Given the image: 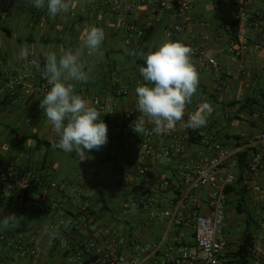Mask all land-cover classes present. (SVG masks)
<instances>
[{
    "label": "crops",
    "instance_id": "crops-1",
    "mask_svg": "<svg viewBox=\"0 0 264 264\" xmlns=\"http://www.w3.org/2000/svg\"><path fill=\"white\" fill-rule=\"evenodd\" d=\"M111 1L71 0L68 12L53 17L46 6L36 9L25 4L24 0H15V10L10 16L3 19L0 13V161L24 173L39 176L43 169L48 168L52 173L49 181L66 185L67 190L59 193L48 189V181L37 183L26 191V198L47 196L61 203L66 221L63 230L68 240L80 242L84 239L86 231L79 227L74 229L77 225L75 217L87 211L95 215L94 231L90 237L96 239L99 246L106 247L111 242L103 235L109 230L113 233L117 249L131 253L138 245L152 244L164 237L170 242L184 231L170 226L161 210L155 208L134 212L132 215L135 217L128 220L131 216L123 217L122 207L124 223L120 229H112V221L106 217L111 211L106 196L115 195L118 191L113 185L115 178L127 164L133 168L144 162L142 156H132L131 161L129 143L122 147L112 139L113 128L124 121L123 113L137 107L135 89L143 83L139 68L145 66L140 54L155 51L165 40L180 41L190 46L193 50L191 59L199 73L198 89L192 98L196 104L195 111L204 102H209L214 109L206 124L208 136L228 146L238 140L234 137L229 139V136L252 138L264 132V34L248 27L246 19L242 18L239 38L234 42L227 23L246 13L264 15V0H194L191 10L183 16H178L172 9L161 8V0H122L120 12L112 9ZM126 22L144 29L146 36H130ZM91 26L103 29L105 39L97 56H85V64L92 66L91 78L86 84L76 83L75 91L80 96L88 91L102 101L113 98L117 108L112 116L99 113L100 120L108 127L107 144L98 151L89 152L91 158L83 162H78L75 152L70 153L74 163L68 165L66 153L52 147V142L58 137L39 107L45 94L39 88L38 78L21 82H15V79L22 74V65L28 60L41 63L43 68V52L54 51L59 56L64 51H75L80 47L85 30ZM176 27L180 29L176 30ZM241 31L245 34L242 35ZM244 41L247 42L246 47ZM34 45L41 54L21 60L20 49ZM256 45H261V48L255 49ZM210 59L217 61L218 69L209 66ZM224 73L226 84L220 82V75ZM123 90L127 93H121ZM218 109L230 125L242 129L241 134L223 133L222 137L227 141L219 140L220 131H213L218 126ZM189 112L187 105L185 115ZM256 113L261 114L259 119L254 118ZM256 150L260 149L257 147ZM109 163L112 164L110 168L107 167ZM107 172L112 175L107 184L101 181L94 184L93 176L89 177L93 173L100 176ZM152 172L165 173L169 177V174L173 176L174 169L173 165L160 164L152 168ZM84 188L85 195L81 193ZM122 188L129 195L126 201L138 197L133 185ZM71 189L82 194V202L71 194ZM18 203L15 192L8 195L0 188V219L9 214L23 217L20 223L8 229L0 224V234L10 233L16 241L22 238L38 248L39 253L27 257L30 258L27 263H18L15 247L9 242H0V264H72L73 253L63 251L47 235L49 230L46 226L58 222L61 216L51 210L41 213L22 210ZM233 213H229V218ZM129 225L130 233L125 234ZM261 227L251 230L256 236L255 249L264 252V226ZM225 231L232 251H236L244 231L237 237L230 227ZM165 249L146 264L168 263Z\"/></svg>",
    "mask_w": 264,
    "mask_h": 264
},
{
    "label": "built area",
    "instance_id": "built-area-1",
    "mask_svg": "<svg viewBox=\"0 0 264 264\" xmlns=\"http://www.w3.org/2000/svg\"><path fill=\"white\" fill-rule=\"evenodd\" d=\"M93 2V0H90ZM194 0H161L160 6L172 9L178 16H183L191 10ZM115 12L123 8L122 0L110 2ZM15 10V0H0V13L3 19ZM247 26L264 34L263 14H243ZM126 31L130 36L143 38L145 30L131 22H126ZM179 30L180 27H176ZM244 35L245 31H241ZM245 47L247 42L244 41ZM1 47V45H0ZM256 45L255 49H260ZM209 66L218 69L215 59L208 61ZM41 63L28 60L22 65V74L15 79L21 82L30 78H38L40 90L46 94L50 89L47 81L41 78ZM2 61L0 60V74ZM226 75H220V82L226 84ZM115 81V79L113 80ZM126 94V90L121 91ZM85 98L97 111L105 116L116 113L117 104L113 98L102 101L90 92H85ZM190 112L184 116L187 121L189 114L196 109L192 101ZM141 113L138 108L126 110L124 121L115 126L112 139L123 147L129 143L132 156H142L143 163H137L133 168L128 164L120 175L113 181L116 188L133 185L138 197L127 200L122 208V215L128 218L134 212L147 209H159L170 226H176L184 231L176 235L172 241L167 237L152 244L138 245L134 251H119L115 244L113 233L104 231L103 235L111 242L106 247L98 245L96 239L91 238L94 231L95 215L85 211L75 217V230L82 228L86 231L80 242H72L65 236L63 227L66 225L62 205L59 202L40 198H26V191L37 183H47L48 189L63 193L67 190L64 183L49 181L52 173L48 168L43 169L41 176L27 174L20 169L0 161V188L9 194L16 193L22 210L41 213L51 210L61 216L60 220L46 226L49 231L58 230L60 237L53 240L63 251L73 253L72 264H146L156 257L165 247L169 261L166 264H239L234 256L229 239L226 236V218L228 210L227 189L241 185L248 190L258 202L264 204V132L252 138L235 140L228 146L208 136L207 126L192 130L183 128L178 123L170 134L142 135L134 133L130 125ZM260 113L254 114L259 119ZM149 131L153 125L146 124ZM260 150L257 151L256 148ZM241 156L244 161L241 162ZM160 164L173 165L174 174L168 177L165 173L154 174L152 168ZM242 164V166H241ZM71 194L82 202V194L71 189ZM172 194V196H171ZM0 242H9L22 257H33L39 249L22 238L17 241L10 233L0 234ZM264 264V252L254 249L249 263ZM248 263V264H249Z\"/></svg>",
    "mask_w": 264,
    "mask_h": 264
},
{
    "label": "clouds",
    "instance_id": "clouds-1",
    "mask_svg": "<svg viewBox=\"0 0 264 264\" xmlns=\"http://www.w3.org/2000/svg\"><path fill=\"white\" fill-rule=\"evenodd\" d=\"M24 3L36 9L46 6L53 17L68 12L71 6V0H24ZM104 39L103 29L91 26L85 30L80 47L75 51H64L59 56L54 51L43 52L45 63L40 75L50 89L40 100L39 107L58 137L52 142L53 149L75 152L78 162L90 159L89 152L100 150L108 142V127L100 120L99 112L75 91L76 83L86 84L91 78L92 66L85 64V56H97ZM192 52L190 46L180 41L165 40L155 51L140 54L145 66L139 68L143 83L135 89L141 115L130 125L134 133L139 136L170 134L178 123L192 130L206 126L214 111L209 102L201 103L184 121L186 106L192 103L199 85ZM40 54L35 45L23 47L19 58L26 60L30 55ZM148 123L153 125L151 131L146 127ZM21 219L23 217L9 214L0 219V224L8 229ZM47 235L50 241L60 237L58 230L47 231Z\"/></svg>",
    "mask_w": 264,
    "mask_h": 264
},
{
    "label": "rangeland",
    "instance_id": "rangeland-1",
    "mask_svg": "<svg viewBox=\"0 0 264 264\" xmlns=\"http://www.w3.org/2000/svg\"><path fill=\"white\" fill-rule=\"evenodd\" d=\"M216 117L218 118V126L214 127V132L218 130L220 131V135H219V140L222 141H227L226 138L222 137L223 133H229V134H234V133H242V129L238 128L237 126H232L230 125V123L228 122V120L225 119L224 115H222V113L220 112V110H217L216 113ZM65 161L66 163H68V165H73V158L70 156V153H66L65 155ZM112 164L109 163L107 164V167H111ZM111 172H107L106 174H102V175H98L93 173L92 175H89V177L93 178L91 179L93 181L94 184H98L100 181L102 183H108V180L112 178V175L110 174ZM172 174H169V177H171ZM85 188L83 190H81V193L83 195L86 194L85 192ZM111 193V192H110ZM109 193V194H110ZM172 196V194H171ZM127 197H129L128 192L123 189L122 187L118 188V191L115 193V195H107L106 196V200L107 202L110 204L111 206V211H109L106 215V217L108 219H111L112 221V229H120L122 226L123 222V218L121 216V208L123 207V205L126 202ZM253 204L255 206H253ZM260 204L256 203L255 200H253L252 196H249V211L251 212L250 215L256 220V223H252L250 226V229L253 228L254 229H259V227L263 228L264 226V213L260 210ZM262 216V217H261ZM135 217L134 215H131L130 218H128V220H130L131 218ZM247 220H248V215L247 213L245 214H239L237 211H234L233 215L231 216V218H229V220L226 223V227L225 230L230 227L231 232L233 233V235L237 236H241L243 231L246 230V228H248L247 226ZM255 226H258L257 228ZM131 230V226L129 225L127 227V230L125 231V234H129ZM235 237V238H236ZM16 255V261L18 263H27L30 258H24L22 256H20L19 254H17L16 252L14 253Z\"/></svg>",
    "mask_w": 264,
    "mask_h": 264
},
{
    "label": "trees",
    "instance_id": "trees-1",
    "mask_svg": "<svg viewBox=\"0 0 264 264\" xmlns=\"http://www.w3.org/2000/svg\"><path fill=\"white\" fill-rule=\"evenodd\" d=\"M239 25H240L239 15H237L235 19L227 23V26H229V30L231 32V37L234 42L237 41L239 38ZM233 137L238 140L240 139V136H229V139ZM243 161H244V156H241V162ZM227 193H228V210H227L226 223L229 220V213H231V211L233 212L237 211L239 214L247 213L248 215V220H247L248 228H246L242 238L240 239L238 249L233 253L234 256L238 259L239 264H248L256 244L255 233L252 232V230L250 229L251 227L250 225L252 223H256V220L250 215L251 212L249 211V207H248L249 196L251 197V195L249 194L248 190L242 187L240 184L233 187H229L227 189ZM259 207L260 210L264 213V205L260 204Z\"/></svg>",
    "mask_w": 264,
    "mask_h": 264
}]
</instances>
